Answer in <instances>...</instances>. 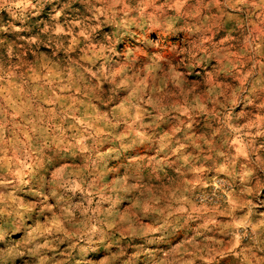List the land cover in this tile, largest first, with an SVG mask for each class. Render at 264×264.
Returning <instances> with one entry per match:
<instances>
[{
	"label": "clouds",
	"instance_id": "1",
	"mask_svg": "<svg viewBox=\"0 0 264 264\" xmlns=\"http://www.w3.org/2000/svg\"><path fill=\"white\" fill-rule=\"evenodd\" d=\"M0 264H264V0H0Z\"/></svg>",
	"mask_w": 264,
	"mask_h": 264
}]
</instances>
